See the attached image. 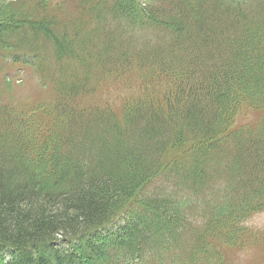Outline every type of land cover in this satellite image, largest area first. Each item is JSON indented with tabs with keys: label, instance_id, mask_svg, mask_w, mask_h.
Instances as JSON below:
<instances>
[{
	"label": "trees",
	"instance_id": "trees-1",
	"mask_svg": "<svg viewBox=\"0 0 264 264\" xmlns=\"http://www.w3.org/2000/svg\"><path fill=\"white\" fill-rule=\"evenodd\" d=\"M77 4L110 29L0 14V56L56 93L0 102V264H229L264 211V0Z\"/></svg>",
	"mask_w": 264,
	"mask_h": 264
},
{
	"label": "rangeland",
	"instance_id": "rangeland-1",
	"mask_svg": "<svg viewBox=\"0 0 264 264\" xmlns=\"http://www.w3.org/2000/svg\"><path fill=\"white\" fill-rule=\"evenodd\" d=\"M77 2L78 0H73L72 2L70 0H42V3L39 0H0V14H2L1 11L6 14L11 11L15 16L22 13L20 15H25L26 17H47V14L52 13L61 22V28L64 24L69 27L76 25L77 27H83L79 29L84 34L93 32L100 25L110 29L113 21L108 15L105 16L103 23H99L95 14L91 12L87 14L88 11H83L86 7L80 6ZM122 23L128 35H134L142 30L147 31V27L145 25L142 26V23L129 24L123 20ZM19 33L22 36V31ZM74 40V45H76L77 49H80L79 41ZM11 61L9 62L4 56H0V102L11 103L17 108H23L27 111V115L37 105L53 102V99L56 98L55 88L53 84L44 85L41 83L40 75L34 71L35 66L22 64L23 62L13 63L12 61L11 63ZM80 69H83V67L80 66ZM129 75L134 76L133 73L127 72L120 77L124 79ZM111 76L112 74L106 76L105 80L100 82L98 89L101 91L93 95L94 98H99L104 103H109V100L104 97L105 90L109 89V87L110 90H114L111 91L110 97L115 100L121 94V91L125 90L122 88L124 85L110 86L112 84ZM135 78L133 77L132 79ZM106 96L108 97L109 95L107 94ZM111 106L115 109L121 107L119 104H112ZM35 109L38 112L37 119L42 118L43 115L38 110L39 108ZM245 226L251 229L254 239L243 248L229 249L226 258H229V264H264V254L261 245V242L264 241V211L248 218ZM199 258L202 260L200 255L198 256ZM182 262L186 264L187 260L184 259ZM200 263L201 261L198 264Z\"/></svg>",
	"mask_w": 264,
	"mask_h": 264
},
{
	"label": "bare ground",
	"instance_id": "bare-ground-1",
	"mask_svg": "<svg viewBox=\"0 0 264 264\" xmlns=\"http://www.w3.org/2000/svg\"><path fill=\"white\" fill-rule=\"evenodd\" d=\"M178 137V136H177Z\"/></svg>",
	"mask_w": 264,
	"mask_h": 264
}]
</instances>
